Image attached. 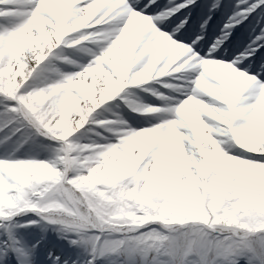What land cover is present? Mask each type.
<instances>
[{
  "label": "snow or ice",
  "instance_id": "1",
  "mask_svg": "<svg viewBox=\"0 0 264 264\" xmlns=\"http://www.w3.org/2000/svg\"><path fill=\"white\" fill-rule=\"evenodd\" d=\"M0 264H264V0H0Z\"/></svg>",
  "mask_w": 264,
  "mask_h": 264
}]
</instances>
